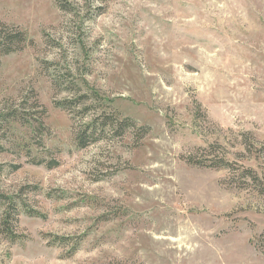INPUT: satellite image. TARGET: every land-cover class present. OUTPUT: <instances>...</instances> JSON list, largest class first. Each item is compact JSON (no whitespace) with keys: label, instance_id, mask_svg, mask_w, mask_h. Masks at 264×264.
Masks as SVG:
<instances>
[{"label":"rangeland","instance_id":"rangeland-1","mask_svg":"<svg viewBox=\"0 0 264 264\" xmlns=\"http://www.w3.org/2000/svg\"><path fill=\"white\" fill-rule=\"evenodd\" d=\"M16 32L0 194L43 218L17 216L0 264H264V0H0Z\"/></svg>","mask_w":264,"mask_h":264},{"label":"trees","instance_id":"trees-1","mask_svg":"<svg viewBox=\"0 0 264 264\" xmlns=\"http://www.w3.org/2000/svg\"><path fill=\"white\" fill-rule=\"evenodd\" d=\"M62 10L67 11L66 6L63 4H60ZM3 28V27H1ZM2 34V33H1ZM10 34V35H9ZM3 33L2 34V40L0 41V57L4 55H8L12 52H15L20 49V46L24 43L25 38L22 33ZM91 99L98 100L99 95L95 92L92 93V96H90ZM84 100V99H83ZM83 102V101H82ZM81 101L77 100L76 103L78 105L82 104ZM55 107L59 108L63 111H70L73 107H75V103L72 101H61L56 102ZM42 114H44L42 112ZM5 121L7 120L11 122H15L18 124L23 123V117H21L20 113L17 111L11 112L9 115H6ZM98 121H101L100 124L97 127L96 123ZM90 120L84 127V130L80 132V134L77 135L75 142H76V148L78 149H85L93 142H96L100 139L96 135L97 131H103L104 128L112 125L114 121V117L112 116H105L101 118L100 120ZM24 124V123H23ZM120 127V131H124L125 127L122 125H118ZM29 164L36 165V166H45L47 168H53L57 165V163L54 160H50L47 163L45 161L40 160H30L28 161ZM198 164V163H197ZM228 163H225L223 160H220L218 162L211 163L209 165V168H226ZM207 166V165H203ZM19 166L13 167V169H18ZM246 174L243 178L247 180H254L256 179V176L252 173L250 169H245ZM32 190H36V187H34ZM8 202V207L5 206V202ZM18 215H24L27 217H39L43 218V215H41L39 212L35 211L34 209H31L26 205L25 203L21 202H14L12 198H8L4 195L0 194V235L4 236L6 239H8L10 242H14L15 240L20 239V236H18L14 232V223L15 225L18 222L17 216ZM60 242H67L68 239H58Z\"/></svg>","mask_w":264,"mask_h":264}]
</instances>
